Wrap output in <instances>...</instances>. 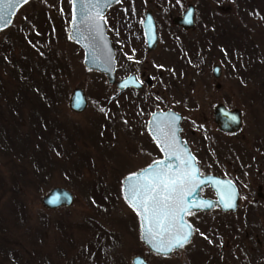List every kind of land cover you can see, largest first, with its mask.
Returning a JSON list of instances; mask_svg holds the SVG:
<instances>
[{"label":"rangeland","instance_id":"1","mask_svg":"<svg viewBox=\"0 0 264 264\" xmlns=\"http://www.w3.org/2000/svg\"><path fill=\"white\" fill-rule=\"evenodd\" d=\"M190 3L196 22L184 29L174 18ZM71 7V0H28L0 30V264H133L136 255L149 264H202L206 234L220 246L232 242V233L234 245L263 256L264 218H255L262 227L254 232L244 227L248 197L236 215L191 214L196 235L189 245L171 255L152 252L122 180L161 156L147 121L167 108L184 114L183 136L204 172L227 174L244 162L256 164L249 177L259 176L264 0H121L112 6L105 18L117 78L135 72L146 85L141 91H120L85 66L84 49L68 35ZM146 11L153 12L160 34L153 50L142 28ZM76 87L88 98L83 112L69 105ZM219 103L241 110V131H220ZM259 182L264 195V175ZM56 186L74 193L72 206L44 205ZM233 264L258 263L239 257Z\"/></svg>","mask_w":264,"mask_h":264},{"label":"water","instance_id":"2","mask_svg":"<svg viewBox=\"0 0 264 264\" xmlns=\"http://www.w3.org/2000/svg\"><path fill=\"white\" fill-rule=\"evenodd\" d=\"M71 1H72V19L70 22L69 38L75 43L79 44L84 49L85 66L90 70H96V71L104 73L108 81L110 83L116 84V86L118 87L120 91H123L128 87H135L136 89H140L142 87V84L140 80L138 79V77L136 76V74H131L122 79H117V76H116V70H117V65H118L117 52L114 47L113 40L107 32L108 27H107V22L105 19V14L107 13V11L109 10L111 6L117 4L121 0H100L99 10L101 11L102 16L104 17V20L101 21V26H100L98 33H96L94 30L90 31L89 28L84 23L81 22L82 21L81 9L84 7L86 0H71ZM4 2H6V0H0V7H3ZM23 4L24 3L21 2V0H17L15 7L9 10V13H10L9 22L6 24L3 22H0V30L11 24L15 13L20 8V6H22ZM195 15H196V7L194 4L190 3L188 5L187 10H185L182 13V15H179L174 18V22L178 24L179 26H182L183 28L188 29V28L195 26ZM142 25L145 31V37H146L148 49L153 50L158 45L159 33L157 30V24H156L155 17L151 11H147L145 13V19ZM213 72L215 76L219 77L221 75V66L215 65L213 68ZM69 105L76 112H83L87 108L88 98H87L85 90L82 87H76L74 89L70 97ZM173 114L179 117V119L175 122V126H174L176 147L180 151L184 152L185 154H191V156L194 158V161H195L194 166L199 170L198 174L200 178L206 181L205 184L201 185V189L197 190V193L194 194V197L190 199H195L197 200V202L202 200V201H206L211 204V207L193 209L191 212L210 210L217 205H220L223 209H228L227 207L224 206L223 203H221L220 192L223 191L224 189L217 187L215 182L220 181L222 184H227L229 180L223 179L216 174H211V173L202 174L201 173V167L197 162L196 155L192 151L187 140L181 134L183 131V126H182V122L184 119L183 113L175 109L157 110L153 112L148 122L149 133L151 134V136L157 143L158 134L156 131H154V128L156 127V124H154V121L158 122L160 126H163L164 118L172 116ZM233 117H235V119H233ZM215 120L217 123H219L220 128L225 132L238 131L242 127L241 111L239 109H230L224 104H219L216 106ZM158 146L161 150V147L159 144ZM162 154H163V157L158 160L165 159V156L167 154L165 152H162ZM171 163L173 164V167L175 168L176 161H172ZM152 164L153 162L150 165ZM150 165L145 166L124 177V179L122 180V191H123L124 197H126L128 194L129 184L134 182V181H130L129 177H131L132 174L134 173L143 172L144 170L148 169ZM205 187H212L216 191L218 199L215 200L212 198H204L202 196V189ZM234 194H235V197H233V199H234V204L236 206L237 200H238L237 190L234 191ZM126 201L128 202L127 199ZM43 202H44V205L47 206L48 208H59L63 206H66V207L72 206L73 203L75 202V195L70 189L66 187L56 186L52 188L50 192L44 196ZM134 210L138 213L140 217V221H141L140 228H141L142 240L145 243V245L154 253H157L160 255H171L174 251L184 248L194 237L195 227L188 220L187 218L188 215H186L183 217V220L187 225H190L191 230H192V234L188 242L185 243L182 247L176 246V247H173L171 251H168L166 253H160L153 246V243H150L149 240L145 238V221L143 217L139 214V212L136 209ZM175 235L176 233L165 234V236L162 238L164 246L167 247L169 244V241H172L174 243ZM155 243H159V241ZM132 263L133 264H149L142 255L134 256L132 258Z\"/></svg>","mask_w":264,"mask_h":264},{"label":"snow or ice","instance_id":"3","mask_svg":"<svg viewBox=\"0 0 264 264\" xmlns=\"http://www.w3.org/2000/svg\"><path fill=\"white\" fill-rule=\"evenodd\" d=\"M27 3L28 0H21ZM17 0H6L0 7V22H9V10L13 9ZM100 0H86L81 9L82 23L90 31L99 32L104 17L99 10ZM190 15V14H189ZM190 22V20H189ZM178 116L165 117L163 126L156 121L154 131L157 132V143L161 151L167 155L163 160L153 161V164L141 173H134L129 177L128 194L125 197L130 205L136 209L145 221V238L153 243L160 253L171 251L173 247H182L188 242L192 230L183 217L189 215L193 209L211 207L206 201L190 199L194 197L201 185L206 181L199 176V170L194 166L191 154H185L176 147L175 122ZM235 119V117H233ZM183 157V158H182ZM172 161H176L175 168ZM220 192L221 203L227 208L234 207V186L229 181L222 184L215 182ZM182 226V227H181ZM176 233L174 243L169 241L164 246L165 234ZM159 241V243H155Z\"/></svg>","mask_w":264,"mask_h":264},{"label":"flooded vegetation","instance_id":"4","mask_svg":"<svg viewBox=\"0 0 264 264\" xmlns=\"http://www.w3.org/2000/svg\"><path fill=\"white\" fill-rule=\"evenodd\" d=\"M142 28H143V26H142ZM184 29H186V28H184ZM146 43H147V41H146ZM147 49H148V45H147ZM131 74H136V73L132 72ZM136 76L140 80L142 87L140 89H136L134 87H128L124 91L129 90V89L141 91L145 88V86H146L145 83L142 81V79L137 74H136ZM146 82L149 85L152 84L151 79H148ZM219 104H224V103H219ZM219 104H217V105H219ZM224 105H226V104H224ZM216 106H215V108H216ZM215 108H214V113H215ZM168 109H173V108L157 109V110H168ZM232 109H234V108H232ZM157 110H155V111H157ZM155 111H153V112H155ZM151 114H150V116H151ZM150 116H149L148 121H147V131H148V122H149ZM241 117H242V112H241ZM215 122H216V120H215ZM217 125H218V127L222 133L233 135V134H236L239 131H241V129L243 127V117H242V127L238 131L225 132L220 128L219 123H217ZM182 136H183V131H182ZM153 141H154V139H153ZM187 142L189 143L188 140H187ZM156 145H157V143H156ZM191 148H192V146H191ZM252 148L262 149L261 146H254V145L252 146ZM159 150H160V148H159ZM192 150H193V148H192ZM193 152H194V150H193ZM160 153H161V150H160ZM162 156L163 155L161 153V156L157 157L155 160L160 159ZM155 160H153V161H155ZM197 160H198V157H197ZM152 162H150V163H152ZM198 162H199V160H198ZM259 163H261L263 165L262 162H259ZM149 164H147V165H149ZM147 165H145V166H147ZM199 165L201 167V172L203 174H208V173L216 174L223 179H228L229 181H231L232 185L234 186V191L237 190V193H238L237 205L235 206V204H234V206H235L234 208H228V209H223L220 205H217L210 210L191 212L188 215V219H189L191 214H196V213H203L206 215H210V214H213L215 212H218L219 214H234V215H236L238 212L243 210L244 204H245L246 199L248 197L247 207H245V209L243 210V213L246 216L244 218V221H245L244 227L248 230H252L253 232H254L255 228L262 227V224L259 226L257 225V220L255 218H257V217L264 218V195L261 192L263 187L261 186L262 184H260V182H259L260 176L264 175V167H259L258 172H257V175H259V176L256 178L255 177L252 178V177H249V174L253 172L254 168H256L255 167L256 164L253 165L252 163L245 164L244 162H236L235 168L233 167V171H231L230 173H227V174H225L226 172H224L223 169H222L223 171H219V172H217V171H215V172L214 171L204 172L203 167H202L200 162H199ZM145 166H143V167H145ZM143 167H141V168H143ZM256 186H258L257 190L255 189ZM202 196L204 198H212L215 200L218 199L217 193L212 187L203 188L202 189ZM234 197H235V194H234ZM261 222H263V221H261ZM202 227H205V226H202ZM263 227H264V225H263ZM205 229H209V228L205 227ZM231 232H233V230H231ZM195 235H196V228H195L194 237H195ZM194 237H193V239H194ZM235 237H236V235L232 233V242H230L229 240H226L227 242L225 244H221L220 246L219 245L215 246L212 244V243H214L213 238H208V236L206 234V237H205L206 243H205L204 247H202L200 249V252L203 254V257H204V255H206V258H205V260L202 261V264H233V260L238 262L239 257L242 260L244 259L247 261L248 259H252V260L256 261V263H258V264H264V255L263 256L262 255L261 256H255V255H250L247 252H244V248H243V246L240 245V242H238L236 245H234L233 241H234ZM192 240L187 245H189L192 242ZM231 243H232V245H231ZM258 244H260V246H264L263 242H260V243L258 242ZM208 245L212 248L213 247H215V248H213V249L208 248ZM224 250H226V256L221 258V255H223L222 252ZM259 253L264 254V250L260 251ZM229 254H231V255L234 254V256L230 257ZM257 259H259V260H257ZM221 260L224 261L225 263L221 262Z\"/></svg>","mask_w":264,"mask_h":264}]
</instances>
